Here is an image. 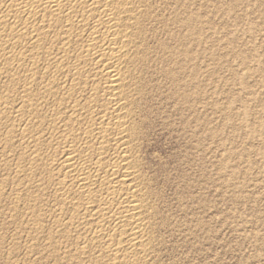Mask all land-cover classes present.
<instances>
[{
    "label": "bare ground",
    "instance_id": "bare-ground-1",
    "mask_svg": "<svg viewBox=\"0 0 264 264\" xmlns=\"http://www.w3.org/2000/svg\"><path fill=\"white\" fill-rule=\"evenodd\" d=\"M193 5L0 0V202L28 217L29 259L158 263L161 231L173 221L161 210L157 173L142 158L147 109L153 93L164 94L161 76L172 86L182 132L193 131ZM164 173L161 183L169 184ZM195 230L207 233L209 225L199 220Z\"/></svg>",
    "mask_w": 264,
    "mask_h": 264
},
{
    "label": "rangeland",
    "instance_id": "rangeland-1",
    "mask_svg": "<svg viewBox=\"0 0 264 264\" xmlns=\"http://www.w3.org/2000/svg\"><path fill=\"white\" fill-rule=\"evenodd\" d=\"M192 10L198 16L193 131L182 132L181 110L161 76L156 80L164 94L153 93L147 109L151 129L142 158L157 173L156 188L165 196L160 207L173 221L161 231L157 262L264 264V0H194ZM164 171L171 184L163 185ZM5 202L0 264H54L52 257L30 261L23 251L29 219L14 217ZM199 220L209 225L207 233L195 230Z\"/></svg>",
    "mask_w": 264,
    "mask_h": 264
}]
</instances>
